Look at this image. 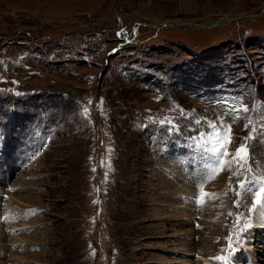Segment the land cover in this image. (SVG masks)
<instances>
[{"label":"rangeland","instance_id":"1","mask_svg":"<svg viewBox=\"0 0 264 264\" xmlns=\"http://www.w3.org/2000/svg\"><path fill=\"white\" fill-rule=\"evenodd\" d=\"M263 7L0 0V264H264Z\"/></svg>","mask_w":264,"mask_h":264},{"label":"snow or ice","instance_id":"2","mask_svg":"<svg viewBox=\"0 0 264 264\" xmlns=\"http://www.w3.org/2000/svg\"><path fill=\"white\" fill-rule=\"evenodd\" d=\"M244 111H247V109H244ZM246 127H248L246 125ZM229 132H230V128H229ZM228 135V133H219V137L220 139L216 140L214 142V148L213 150L214 151H218L220 153L221 156H224V155H227V152H226V149H227V146H228V141L225 140L224 143L221 144L220 140L223 139L224 137H226ZM254 136H249L247 137L246 139L250 140V139H253ZM247 145L246 144H242L241 147L239 149H237L236 151V158L241 162L243 163L246 158H247V155H248V152H247ZM241 188L245 187L244 184H241L240 185ZM260 192H261V196H264V186L261 187L260 189ZM239 195V193H237ZM260 199L257 200V203H260ZM237 224H239V222H237ZM252 225L249 223L247 224V227L242 229V231H246L247 228H250ZM229 240L231 241L232 240V237H229ZM215 259H218V260H225L224 257H216Z\"/></svg>","mask_w":264,"mask_h":264},{"label":"bare ground","instance_id":"3","mask_svg":"<svg viewBox=\"0 0 264 264\" xmlns=\"http://www.w3.org/2000/svg\"><path fill=\"white\" fill-rule=\"evenodd\" d=\"M261 197H260V201H262V202H260L261 204L258 203L253 208V215H254V218H255V221H256L255 225L257 224L256 226L259 228V230H263L264 229V196H261ZM247 240H248L247 243L245 241V243H246L245 247H244L245 250H243V252H242V254L240 256V261H243V258L245 260H251L252 257H253L252 256L253 244L255 243L256 238L254 237V235H250V236L247 237ZM257 241H258V239H257ZM180 246H185V245L183 243H181ZM252 261H253V259H252ZM185 263H188V262L186 261ZM203 264H206V261H204Z\"/></svg>","mask_w":264,"mask_h":264},{"label":"water","instance_id":"4","mask_svg":"<svg viewBox=\"0 0 264 264\" xmlns=\"http://www.w3.org/2000/svg\"><path fill=\"white\" fill-rule=\"evenodd\" d=\"M262 10H264V7L262 8ZM215 24H217V22H215L214 25H215ZM163 26H164V25H163ZM167 26H168V25H167ZM197 26H198V25H197ZM199 27H203V26H202V25H199ZM55 87L58 88V89H59V88H62L61 86H55ZM64 89L67 90V91H69V92H71V93H73L72 90H71L69 87H67V86H65Z\"/></svg>","mask_w":264,"mask_h":264}]
</instances>
